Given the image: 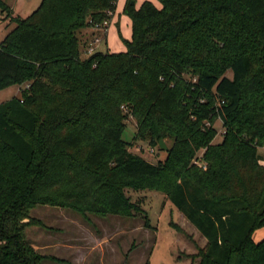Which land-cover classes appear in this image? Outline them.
Listing matches in <instances>:
<instances>
[{"label": "trees", "instance_id": "obj_1", "mask_svg": "<svg viewBox=\"0 0 264 264\" xmlns=\"http://www.w3.org/2000/svg\"><path fill=\"white\" fill-rule=\"evenodd\" d=\"M118 1L41 0L22 18L0 0L16 23L0 90L24 86L0 103V264L47 259L26 236L38 204L153 228L127 189L163 192L207 237L199 264H264V0H126L125 51L88 52ZM130 115L164 160L130 150Z\"/></svg>", "mask_w": 264, "mask_h": 264}, {"label": "rangeland", "instance_id": "obj_2", "mask_svg": "<svg viewBox=\"0 0 264 264\" xmlns=\"http://www.w3.org/2000/svg\"><path fill=\"white\" fill-rule=\"evenodd\" d=\"M6 1L14 8V14L22 18L32 14L41 3V0ZM137 1L138 4L141 2ZM152 1L161 5L158 0ZM4 16L0 8V41L16 26L15 22H10ZM127 21L131 20L121 11V18H118L109 32L111 49H118L120 45L126 46L122 28L126 31ZM111 24L112 20L109 27ZM114 31L115 35L112 33ZM101 36L104 37L96 43L97 51L106 49V36L104 33ZM87 39L91 44L93 37L89 36ZM231 75L232 72H228V76ZM19 94L18 86L0 90V102ZM214 126L218 129L214 139L217 143L222 140L226 128L221 119H217ZM137 130L136 119L130 115L123 135V140L132 144L130 150L153 163L164 160L166 153L158 146L152 147L135 138ZM165 143L168 147L172 144L171 140H166ZM203 152L204 149L199 151L197 157L202 158ZM259 152L264 156V146ZM194 162L201 166L205 164L197 158ZM127 191L134 201L143 206L153 228L145 224V214L126 218L115 214L102 217L49 204L34 206L30 215L40 223L29 226L26 236L47 257L43 264H199V250L205 247L208 239L186 219L176 205L159 190ZM255 237L263 238L264 230L259 229Z\"/></svg>", "mask_w": 264, "mask_h": 264}, {"label": "crops", "instance_id": "obj_3", "mask_svg": "<svg viewBox=\"0 0 264 264\" xmlns=\"http://www.w3.org/2000/svg\"><path fill=\"white\" fill-rule=\"evenodd\" d=\"M143 1H145V0H141V2L139 3V4H137V6L139 7L141 4H142V2ZM149 1H152V0H149ZM125 2H126V0H119L118 1V8H117V10H116V12H115V14L113 15V17H112V24L110 25V27L108 28V30L105 32V36H106V42H105V45H106V49L105 50H109V51H112V52H121V51H125V49H126V46H122V45H120L119 46V48L118 49H111L112 47H111V45H110V43H109V32L111 31V29L113 28V25L118 21V18L120 19L121 18V11H123L124 12V8H125ZM138 2V1H137ZM153 3H155L154 1H152ZM122 4V5H121ZM156 4V3H155ZM157 5V4H156ZM157 6H159V5H157ZM161 6V5H160ZM128 18H129V16H128ZM130 19V18H129ZM131 20V19H130ZM120 30H121V27H120ZM122 31H123V34L125 35L124 37L125 38H127V39H131L132 38V20L130 21V22H126V31H125V29L123 30V28H122ZM85 36L86 35H88L87 37H89V36H91V37H95V36H98V37H104V36H101L102 35V33L100 32V31H97V30H95V29H93V28H89L88 30H86L85 32ZM112 33H114V35H115V31L114 32H112ZM95 47H96V44H95ZM97 49V48H96ZM105 50H104V52H105ZM13 86H18V89L20 90V94L18 95V96H20L21 95V91H22V88L24 87L23 85H13ZM12 86V87H13ZM12 87H10V88H7L8 90L9 89H11ZM5 90V89H4ZM15 94V93H14ZM14 97V96H13ZM9 100V99H8ZM4 101H6V100H4ZM4 101H2V102H4ZM1 103V102H0Z\"/></svg>", "mask_w": 264, "mask_h": 264}, {"label": "built area", "instance_id": "obj_4", "mask_svg": "<svg viewBox=\"0 0 264 264\" xmlns=\"http://www.w3.org/2000/svg\"><path fill=\"white\" fill-rule=\"evenodd\" d=\"M111 21L106 20L104 21V24L101 26L96 25V29H103L104 32H106L108 30L109 24ZM100 37L95 38V40L90 44L89 48H88V52H94V50L96 49L95 44L100 40Z\"/></svg>", "mask_w": 264, "mask_h": 264}, {"label": "water", "instance_id": "obj_5", "mask_svg": "<svg viewBox=\"0 0 264 264\" xmlns=\"http://www.w3.org/2000/svg\"><path fill=\"white\" fill-rule=\"evenodd\" d=\"M160 143H161V146H162V148H163L164 150H167V149H168V145H167V143H165L164 140H161Z\"/></svg>", "mask_w": 264, "mask_h": 264}]
</instances>
